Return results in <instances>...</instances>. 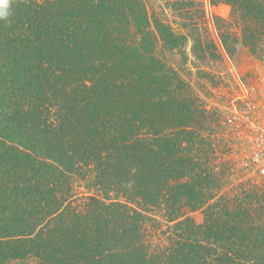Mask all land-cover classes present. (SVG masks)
<instances>
[{
  "label": "trees",
  "instance_id": "1",
  "mask_svg": "<svg viewBox=\"0 0 264 264\" xmlns=\"http://www.w3.org/2000/svg\"><path fill=\"white\" fill-rule=\"evenodd\" d=\"M163 2L0 3V264H264V187L157 54L255 55L264 0Z\"/></svg>",
  "mask_w": 264,
  "mask_h": 264
},
{
  "label": "rangeland",
  "instance_id": "2",
  "mask_svg": "<svg viewBox=\"0 0 264 264\" xmlns=\"http://www.w3.org/2000/svg\"><path fill=\"white\" fill-rule=\"evenodd\" d=\"M148 9L165 8V16L169 21L172 20L171 11L166 8L163 0H144ZM207 12L213 16L229 19L230 8L226 5L208 7ZM216 35V33H214ZM184 56L179 54L169 55L166 51H157L167 64L174 68L179 76L185 80L192 91L199 97L202 105L208 112L215 114L216 121H219L218 137L221 141L220 150L228 153L225 162L231 166L232 184L250 183L257 188L264 187V178H256L250 174L239 155V147L236 145L229 129L226 119L235 109L239 108L236 97L242 87L250 88L259 79L264 78V44L259 46L255 55H252L244 48L239 50L238 58L235 61L226 59L223 63L216 61L209 62L203 68L193 61L189 47L184 49ZM203 70V72H201ZM223 144L225 146H223Z\"/></svg>",
  "mask_w": 264,
  "mask_h": 264
},
{
  "label": "built area",
  "instance_id": "3",
  "mask_svg": "<svg viewBox=\"0 0 264 264\" xmlns=\"http://www.w3.org/2000/svg\"><path fill=\"white\" fill-rule=\"evenodd\" d=\"M239 108L226 119L247 170L264 178V78L236 97Z\"/></svg>",
  "mask_w": 264,
  "mask_h": 264
},
{
  "label": "clouds",
  "instance_id": "4",
  "mask_svg": "<svg viewBox=\"0 0 264 264\" xmlns=\"http://www.w3.org/2000/svg\"><path fill=\"white\" fill-rule=\"evenodd\" d=\"M3 2V0H0V3H2ZM0 17H2V14H0Z\"/></svg>",
  "mask_w": 264,
  "mask_h": 264
}]
</instances>
